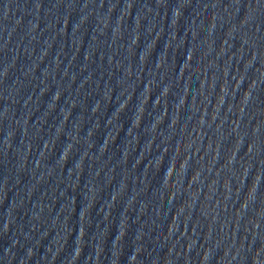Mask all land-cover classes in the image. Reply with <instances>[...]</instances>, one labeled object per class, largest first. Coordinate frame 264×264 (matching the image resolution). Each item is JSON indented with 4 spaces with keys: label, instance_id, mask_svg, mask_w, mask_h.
<instances>
[{
    "label": "water",
    "instance_id": "water-1",
    "mask_svg": "<svg viewBox=\"0 0 264 264\" xmlns=\"http://www.w3.org/2000/svg\"><path fill=\"white\" fill-rule=\"evenodd\" d=\"M0 264H264V0H0Z\"/></svg>",
    "mask_w": 264,
    "mask_h": 264
}]
</instances>
